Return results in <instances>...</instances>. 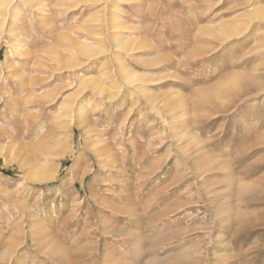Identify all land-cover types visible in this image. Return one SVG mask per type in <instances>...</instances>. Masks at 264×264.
Returning <instances> with one entry per match:
<instances>
[{
	"label": "rangeland",
	"instance_id": "obj_1",
	"mask_svg": "<svg viewBox=\"0 0 264 264\" xmlns=\"http://www.w3.org/2000/svg\"><path fill=\"white\" fill-rule=\"evenodd\" d=\"M29 4L0 39V264H264V0Z\"/></svg>",
	"mask_w": 264,
	"mask_h": 264
},
{
	"label": "bare ground",
	"instance_id": "obj_2",
	"mask_svg": "<svg viewBox=\"0 0 264 264\" xmlns=\"http://www.w3.org/2000/svg\"><path fill=\"white\" fill-rule=\"evenodd\" d=\"M19 1H23L24 3L30 5V1L32 0H0V39H2L3 35L2 33L5 32V28L3 30V27L5 23H7L8 21L12 22L14 20H19V17H18V12H19V9H17V3L19 4ZM40 2L42 0H35V2ZM32 6V5H31ZM17 7V8H16ZM17 9V10H16ZM22 11V10H21ZM18 22V21H17ZM104 22V21H103ZM15 23V22H14ZM20 23V22H19ZM6 25V24H5ZM10 25V24H9ZM1 41V40H0ZM123 44V43H122ZM12 46V45H11ZM83 48H85V50L88 52V50L90 49L89 46H82ZM124 48V47H123ZM13 49H18V46L17 47H14ZM85 55H92V53H83ZM60 60V59H59ZM119 70V69H118ZM123 74V73H122ZM84 79V78H83ZM129 82V81H127ZM87 83H89L87 81ZM84 84H85V81H84ZM103 84V83H102ZM101 84V85H102ZM95 85V84H94ZM99 84H96L93 88L96 89V92L101 94L102 91H103V94H104V89L105 87L103 88V86H101ZM126 85V84H125ZM106 90H107V87H106ZM114 98V97H113ZM63 100V99H62ZM147 106V105H146ZM60 109L62 110L61 112H63L64 114H68L69 112H71V103L69 100H65L63 103H61L60 105ZM80 107V106H79ZM73 108V107H72ZM85 112V111H84ZM83 113V112H81ZM80 113V120L82 122H86V120H84V115H82ZM79 120V122H80ZM91 130V129H90ZM120 130V129H119ZM120 136V135H119ZM189 150V149H188ZM186 156V155H185ZM135 159V158H134ZM194 159V158H193ZM190 162V161H189ZM137 164V163H136ZM31 176L33 178H37L38 174L37 172H32L31 173ZM174 187V186H173ZM172 189V188H171ZM177 205V204H176ZM176 208V207H175ZM174 210V209H173ZM175 211V210H174ZM12 251V250H11ZM55 259H59V258H54ZM59 262V260H57ZM10 263V262H9Z\"/></svg>",
	"mask_w": 264,
	"mask_h": 264
}]
</instances>
